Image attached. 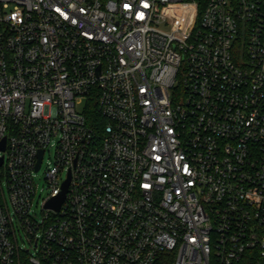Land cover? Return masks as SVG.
<instances>
[{"label": "built area", "instance_id": "obj_1", "mask_svg": "<svg viewBox=\"0 0 264 264\" xmlns=\"http://www.w3.org/2000/svg\"><path fill=\"white\" fill-rule=\"evenodd\" d=\"M4 139L0 264H264V0H0Z\"/></svg>", "mask_w": 264, "mask_h": 264}, {"label": "water", "instance_id": "obj_2", "mask_svg": "<svg viewBox=\"0 0 264 264\" xmlns=\"http://www.w3.org/2000/svg\"><path fill=\"white\" fill-rule=\"evenodd\" d=\"M5 141H6V139H4L0 143V151H2V152L5 150ZM42 155H43V152L41 151L40 154H39V162L37 163L36 171H38L39 168H40V163H41ZM3 162H4V156H0V166L3 165ZM69 178L63 183L61 193L56 198L50 200L47 203L46 206L48 208H53V209H55L57 211L60 209V207H61V205H62V203H63V201L65 199L66 193H67V189H68V185H69V180H70Z\"/></svg>", "mask_w": 264, "mask_h": 264}, {"label": "trees", "instance_id": "obj_3", "mask_svg": "<svg viewBox=\"0 0 264 264\" xmlns=\"http://www.w3.org/2000/svg\"><path fill=\"white\" fill-rule=\"evenodd\" d=\"M85 115L87 116L88 121L91 123L94 122L95 119H99L100 115L98 112L97 101L95 99H90L89 102L87 103L85 107ZM1 197H2V188L0 183V202H1ZM172 261L173 260L168 254H163L158 259L157 264H171Z\"/></svg>", "mask_w": 264, "mask_h": 264}, {"label": "rangeland", "instance_id": "obj_4", "mask_svg": "<svg viewBox=\"0 0 264 264\" xmlns=\"http://www.w3.org/2000/svg\"><path fill=\"white\" fill-rule=\"evenodd\" d=\"M85 108V101L81 104L78 105V111H82ZM46 158H48V154L46 155ZM44 173H45V167L38 173L37 178H36V183H37V187H38V194H41L42 196H45V192L41 191L42 189H44L45 187V182H44ZM4 184V183H3ZM39 200V199H37ZM37 215H40V206H36V202H35V206H34ZM19 236H24V234L22 233V231L20 233H18ZM24 245L23 243H21V246Z\"/></svg>", "mask_w": 264, "mask_h": 264}]
</instances>
